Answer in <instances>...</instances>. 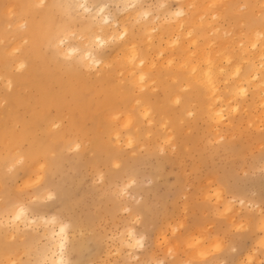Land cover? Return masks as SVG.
Wrapping results in <instances>:
<instances>
[{
	"label": "bare ground",
	"instance_id": "6f19581e",
	"mask_svg": "<svg viewBox=\"0 0 264 264\" xmlns=\"http://www.w3.org/2000/svg\"><path fill=\"white\" fill-rule=\"evenodd\" d=\"M6 1L0 0V10L3 8L2 3ZM14 1L16 0H13L12 4L10 2L2 12L0 11V92L1 87L12 88L3 94L0 93V101H6V107L0 106V142L4 141V138L8 141L6 151L4 154L0 153V184L4 181L5 185L8 184L7 180L15 175L11 174L8 177L7 174H3L4 166L11 167L19 161L22 163L18 167L21 184L28 185L31 182L34 184L43 173L48 176L38 189L46 190L42 192L43 194L51 192L55 195L52 190L53 181L49 175L60 165L65 154L67 155V150L80 148L83 139L87 138L91 142L90 148L97 151L99 157L106 162L110 160L116 147V145L112 147L108 143L109 140L115 144H121L123 141L130 146L139 141L142 137L139 131L141 118L148 119L149 122L156 120L159 129L154 127L151 130H156L155 135L164 132L166 141L176 136L179 151L185 148L184 144L189 139L187 133H183L180 121H185V115L193 111L197 113L196 119L192 121L206 116L209 129L216 138L217 136L223 138L224 133L219 134L218 131L221 126L230 124L231 115L240 111L247 112L248 108H252L255 114L245 122L249 121L256 128L264 124V0H174L175 3L177 2L175 7L169 5L171 0H157L158 6L155 10L144 5L147 3H143L144 0H137L134 6L128 9H125V4L131 3L132 0H110L116 4V11L108 9V0ZM161 3L163 7H160ZM177 9H182L184 15L173 19L171 13ZM145 10L150 11L149 17L146 20L138 18V13ZM105 16L109 18L106 23ZM241 24H244L243 28ZM125 29L127 31L122 40H113L103 48L95 47L93 41L96 36L106 40L109 36L118 35ZM61 40L64 42L60 43ZM140 40L143 46H140ZM73 48L77 51L67 55ZM90 50L91 55L101 61L95 68L89 66L91 57H85V53ZM90 70L95 76L92 83L86 76ZM141 76L144 77L143 80L140 79ZM175 82L176 85L173 84ZM154 87L160 88L159 95L152 92ZM186 88L189 91L184 94ZM26 89L29 91L25 92ZM242 89L243 95L240 94ZM177 102H180L179 108L173 106ZM25 114L28 116L25 117ZM64 115L68 116L65 124ZM7 119L9 122L11 119L15 122L20 121L21 126L19 129L10 127ZM114 121H117L120 127L114 126ZM164 123L167 126L166 131H163ZM122 128H127L125 133L122 132ZM230 128L233 129V125ZM226 138L225 144L228 145L231 137ZM252 139L258 143L262 142L264 131L253 136ZM138 158L140 157L137 156L136 159ZM212 179L215 178L211 177V182ZM127 182L129 184L132 179ZM211 182L207 184L210 186ZM207 184L203 183V185ZM215 185L214 189L212 185L209 188L216 192V196L212 194L213 192L207 193L204 189L206 194L204 190L202 193L206 198L209 194L220 200L224 186L228 187V190L234 188L233 185L226 183ZM58 194L60 195V191ZM233 197L234 194L233 196L231 194L230 198ZM228 198L223 197L222 202L225 208H232V199ZM238 202L246 205V201L242 198ZM20 206L25 207V216L16 224H9L11 236L18 232L19 225L37 227L43 224L42 234L51 240L39 264H55L61 256L64 264H72L67 255L68 222L61 221L56 214H30L29 208L17 201L7 202L1 206L5 210L1 212L4 213L2 216L4 222L9 221ZM225 208L223 211L217 208L218 215H222L226 211ZM236 210L238 211L239 208ZM231 218L233 216L230 217L229 214V219ZM263 218L264 216L260 219ZM182 219H184L183 215ZM219 219L222 221L221 218ZM181 221L175 223L181 225ZM243 221L245 225L240 222L238 226L235 223L237 228L246 226L248 221L246 219ZM257 223L259 224L256 227L262 230V236L260 234L261 237L255 241L259 245L263 244L264 247V220ZM62 227L63 233L60 231ZM129 229L133 231L135 237L141 236H137L132 228ZM203 229H198L197 232ZM177 230L180 231L178 228ZM206 230H203L204 233ZM126 232H129L128 229ZM188 232L192 233V231ZM156 234L166 237L159 232ZM214 234H217V229ZM201 235L196 236L201 237L198 241L197 238L193 241L192 237L195 236L193 233L192 237L189 235V238L182 239L185 242V245L182 244L183 249L186 247L187 253L185 251L186 254L181 253L185 256L188 254L187 258L199 259L205 255V250L208 249L205 246L207 239ZM125 241L121 242L129 246L132 238L129 237V240ZM158 241L160 240L157 239V243ZM218 242L215 239L213 245L219 248ZM163 243L166 245L165 242ZM172 243L178 245L177 242ZM13 245L9 244L7 247L0 245L2 256L0 264H16L17 257H11V253L14 252ZM166 246H169L167 252L170 248L172 250L171 253L168 252L170 255L176 250L173 249L176 248L173 244ZM209 247H211L210 243ZM218 248L216 249L219 250ZM211 251L216 250L213 248ZM104 255L107 256L108 253ZM253 257L257 259L256 255L249 256L250 259ZM245 258L247 260V256ZM155 259L156 257L152 261ZM157 261L159 258L154 264H159L161 260ZM182 262L187 263L183 259Z\"/></svg>",
	"mask_w": 264,
	"mask_h": 264
},
{
	"label": "rangeland",
	"instance_id": "374dc122",
	"mask_svg": "<svg viewBox=\"0 0 264 264\" xmlns=\"http://www.w3.org/2000/svg\"><path fill=\"white\" fill-rule=\"evenodd\" d=\"M12 1L13 0H7L2 3L3 8L0 11L2 12L10 2V4H12ZM92 1L99 2L107 0ZM14 2H17V0ZM108 2V9L116 11V4L110 0H108ZM143 3L154 10L158 6L157 0H144ZM176 4L177 2L175 3L174 0L169 2V5L173 7H175ZM241 25L243 28L244 24ZM224 27H226V25ZM2 41L4 42V40ZM140 46H143L141 40ZM89 72L90 73L86 76H88L90 83H92L94 82L95 76H93L92 70ZM123 83L124 82H122V84ZM173 84L176 85V82ZM11 89L12 88L1 87L0 93L3 94ZM159 90V87H154L152 92L159 95ZM28 91V89L25 90V92ZM188 91V88L184 89V94ZM193 105L197 106L196 103H193ZM0 106L6 107V101L1 100ZM173 106L179 108L180 102L173 104ZM248 109L247 112L240 111L238 114L231 115L230 124L221 126V131L218 128L219 134L224 133L223 138L222 136H220L221 138L218 136L216 138V136L212 134L206 116L192 121L196 119L197 112L192 110L193 115H191L192 113H187V116L185 115V121H180V124L182 125L183 133L186 132L189 139L185 142V148H182L181 151L177 149L176 136L166 141V139H164V132L155 135L156 130H151V128L158 127L156 120H151L149 122L148 119L143 118H141L139 122V131H141L142 137L136 144L130 146L123 143V141H121V144L112 143V140L108 141L112 147H114V145H116V147L113 149L114 151L111 154L110 160L108 159L106 162L99 157L97 151L90 148V140L84 138L80 148L67 150V155L65 154V158L58 166L59 169L57 167L50 173L49 177L53 181L52 190L55 193L51 200L45 199V195L47 194L44 193V195L42 192L46 190L41 191V189H38L45 179H47L48 175L45 176V174L42 173L43 175L41 174V176H39L40 178H38L39 180L37 179L36 183L32 184L33 182H31L28 185H23L21 184L22 180L20 179L21 176L19 175L18 168L22 163L16 161L14 166H4L2 169L3 174H7L8 177H10L11 174L15 175L7 180L8 184L5 185V181L0 184V245L7 247L9 244H14V252L11 253V257H17L16 264H39L40 261H42V255L50 245L49 242L51 239L42 234L43 224L38 225V228L35 225H19L18 232L11 236L10 225L3 223L4 219L2 216L4 213L1 212L5 210L3 207L1 208V206L7 202L17 201L25 204L29 208L30 214H56L61 221L68 222L67 255L72 264H87L89 262L91 264H154L158 258L159 261H162V264H180L182 259L183 261H187L186 264H221V262L223 264H264L263 244L259 245L256 243L257 238L262 236V230L256 227L258 226L257 224H259L257 222L264 220V218L263 220L260 219L264 216V140L258 143L252 139L253 136L255 137L257 134L264 131V124L260 126L261 128H256L252 126L249 121L245 122L247 118V120H249L250 116H254L255 114L252 108ZM26 116L28 115L25 114V117ZM63 117L65 119H63V123L65 124L68 116L64 115ZM113 125L120 127L117 121H114ZM232 125L233 129L230 128ZM9 126L19 129L21 124L20 121L15 122L11 119ZM166 127L164 123L163 131H166ZM126 129L127 128H122L121 130L125 133ZM225 136L231 137L228 145L225 144L227 140ZM106 138H108V136ZM7 143L8 141H6V138H4V141L0 142V153L4 154ZM256 144L258 147H256ZM137 156L140 158L136 159ZM100 176H102V178H100ZM211 177L215 178L212 179V182ZM125 178L127 181L132 179V182L127 184L128 182L123 180ZM204 179L208 180L205 181ZM208 182H211L210 186L212 185L213 189L216 186L215 184L219 185L221 183L234 186L233 189L228 190V187L223 185L224 191H222V193L224 195L221 193L222 198L227 196L230 200L232 199L230 198L231 194L232 196L234 194L231 201L233 203L232 208H225L222 198L219 200L214 197V195L216 196V192H213L214 190L209 188ZM203 183L207 185H203ZM3 185H5V187H3ZM14 185L16 188H14ZM204 189L207 190V193L213 192L212 194L214 195L207 194L208 196L206 198V191ZM203 190L205 194H203ZM59 191L60 195L58 194ZM200 191L201 193L203 192V196L200 195ZM27 196L30 197L27 198ZM235 197L237 199H235ZM238 198L245 200L246 205L240 204L238 202L240 199L238 200ZM214 202L216 203L214 204ZM221 207L225 208L226 211L224 213L222 212V215H218V212H216L217 208L218 210L220 208L221 211L224 210ZM238 208L239 210L237 211L236 209ZM219 213L221 212L219 211ZM229 214L230 217L232 215L233 218L229 219ZM182 215L184 219H182ZM226 217L228 220L225 219ZM219 218H221L222 221H220ZM242 219L248 221L246 226H243L245 224ZM179 220H183L181 221L182 226L175 223ZM240 222L243 224L241 225L243 228H247H237V224L240 226ZM211 223L212 225L210 226ZM232 225L234 227H232ZM127 227L132 228L137 236L141 235L144 237L143 248H131L121 242L129 240V235H127L128 233L126 230L128 229L129 231L130 229ZM174 227H177L180 231ZM170 228H172L171 231ZM197 228L206 230V233H204L203 230H199L198 233ZM194 229H197V231ZM216 229L217 234L215 235ZM162 231L166 232L161 233ZM188 231H192L195 236L192 237V233ZM9 232L12 238L10 236L8 237ZM156 232L164 234L166 237L156 234ZM188 234L193 238V241H196V236H200L201 234L206 237L205 246L210 252L208 249L205 250V257L203 256L199 259L188 257V259V254L185 256L187 250L186 247L183 249L184 246L182 244L185 245V242L182 239L185 240L189 238L190 236ZM160 236L167 239L163 240V237ZM213 236L223 238L221 240V238ZM248 237L249 239H247ZM157 239L160 240L158 243ZM215 239L219 241V248L213 245ZM159 242H161V244ZM163 242H165L166 245L173 244L174 246H176V243L172 242H177L178 245L176 248H173L176 250L170 255L168 252H172L171 248L170 250L168 249L169 251L167 252L166 249L169 246L167 247ZM208 242L211 247H209ZM120 244L122 245L118 246ZM162 244L163 246H161ZM237 244L240 247L239 249L237 248L238 246L236 247ZM251 246L252 248H250ZM212 247L216 251H211V249L213 250ZM253 248L255 251H253ZM20 250H22V253ZM103 252L105 254L108 253V255H104ZM181 252L185 254L183 253V255ZM251 253L254 256L256 255V258L260 261L254 259V257V260L250 259L249 256L252 255ZM17 254H19V256ZM244 254L245 257L247 256V260L243 257ZM0 257H2L1 252ZM155 257L156 259L152 261ZM149 260H151L152 263ZM181 264H183V262Z\"/></svg>",
	"mask_w": 264,
	"mask_h": 264
},
{
	"label": "clouds",
	"instance_id": "9594fccd",
	"mask_svg": "<svg viewBox=\"0 0 264 264\" xmlns=\"http://www.w3.org/2000/svg\"><path fill=\"white\" fill-rule=\"evenodd\" d=\"M137 2V0H132L131 3H126L125 4V9H128V8H132L134 6V4ZM163 3H161L160 7H163ZM101 11H103V8H101ZM150 15V11L148 10H145V11H142L140 13H138V18L140 19H147ZM184 15V11L182 9H177L176 11L172 12L171 13V16L173 19H176V18H179L181 16ZM108 17L105 16L104 17V22L106 23L108 21ZM126 29L124 31H121L118 35H113V36H109L106 40L105 39H102L100 36H96L93 43L95 44V47L96 48H103L106 44L112 42L113 40H122L126 34ZM68 37H65V39H67ZM64 41L61 40L60 43H63ZM77 49L73 48V49H70L69 52L67 53V55H71L72 53L76 52ZM85 57H91L90 61H89V66L92 67V68H95L96 66H98L101 61L96 59L94 56L91 55V50L87 53H85ZM143 63V61H141V64ZM141 80L144 79L143 76L140 77ZM240 94L243 95L244 94V90L242 89L240 91ZM233 111H235V109H233ZM77 147H79V145H77ZM54 197V194L49 192L47 193L45 199L47 200H51L52 198ZM242 203V201H241ZM127 211V209H126ZM25 212H26V209L24 206H20L17 211L15 212V214L13 216H11V219L9 221H5L3 223L5 224H16L17 221H21L22 218L25 216ZM31 223V221L29 222ZM61 233H63L64 231V228L62 227L60 229ZM128 235L129 237L132 238V243L129 245V247H132V248H143V240H144V237L143 236H140V237H135L134 234H133V231L132 230H129L128 232ZM61 248H63V244L61 243ZM55 264H64V260H63V257L61 256L60 259H58ZM159 264H162V261L159 262Z\"/></svg>",
	"mask_w": 264,
	"mask_h": 264
}]
</instances>
